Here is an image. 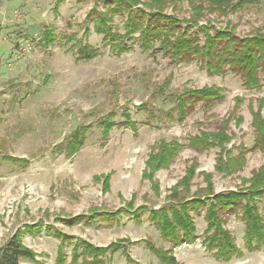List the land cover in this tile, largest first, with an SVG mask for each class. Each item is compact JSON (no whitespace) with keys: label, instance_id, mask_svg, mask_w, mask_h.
I'll list each match as a JSON object with an SVG mask.
<instances>
[{"label":"rangeland","instance_id":"1","mask_svg":"<svg viewBox=\"0 0 264 264\" xmlns=\"http://www.w3.org/2000/svg\"><path fill=\"white\" fill-rule=\"evenodd\" d=\"M169 1L174 3L169 12L175 7L179 17L189 18L188 0ZM56 3L0 0V245L18 228L42 221L40 233H26L23 243L44 254L38 258L46 264H56L60 244L46 232L49 228L100 246L128 237L139 241L128 244L134 259L142 264H161L146 241L165 248L171 245L162 239L148 212L139 224L131 213L117 224L97 220L86 225L63 219L88 213L93 206L116 210L134 196L135 207L158 208L195 164L191 194L206 187L202 172L212 174L215 192L241 187L243 178L264 165V151L255 147L252 115V110H260L264 118V86L248 89L230 70L210 74L198 59L175 61L159 50L143 51L136 41L129 43L134 45L132 50L118 55L103 47V35L92 25L85 35L84 21L93 2L64 0L54 9ZM120 19L115 18L114 27L123 31ZM205 22L217 28L232 26L241 37L264 32V0L227 15L220 9L208 10ZM49 28L55 40L45 43L43 33ZM72 34L76 39L68 41ZM79 41L100 48V55L79 60L74 45ZM213 85L224 89L223 99L207 106L196 104L182 121L168 116L174 106L168 94ZM238 97L241 101L237 104ZM124 112L137 123V129L118 125L105 139L99 122L109 113L122 122ZM226 121L233 135L227 148L233 156L245 158L244 166L228 175L215 168L219 147L199 152L188 145L191 136L202 130L216 131ZM81 126L87 127L85 143L69 156L65 144ZM172 139L184 147L168 167L156 172L157 192L152 182L143 178L146 161L159 141ZM103 174H111L108 191L103 180L96 179ZM259 209L264 214V202L259 203ZM58 216L62 219H56ZM225 220L243 250L242 256L222 261L206 249L202 209L195 215L198 238L173 249L177 260L181 264H264V248L254 252L245 249V224L240 215L229 212ZM72 247L73 243H66V264H72ZM24 264L33 263L26 260ZM111 264L128 263L120 251Z\"/></svg>","mask_w":264,"mask_h":264},{"label":"trees","instance_id":"2","mask_svg":"<svg viewBox=\"0 0 264 264\" xmlns=\"http://www.w3.org/2000/svg\"><path fill=\"white\" fill-rule=\"evenodd\" d=\"M64 0H57L56 7ZM91 1L93 6L84 21L85 35L90 32V26L95 32L103 35V47H109L113 53L122 54L133 49L130 41L139 43L143 51L159 50L175 61L190 62L198 59L210 74H224L230 70L239 75L248 89H259L264 86V32L258 31L250 36H239L235 28L228 26L217 28L210 22L202 23L208 10L220 9L226 15L237 12L248 6L260 3L262 0H188L191 9L189 18H181L169 0H78ZM208 4V7H207ZM119 16L123 31L114 27L115 18ZM53 29L43 33L45 43L54 41ZM68 41L76 39L72 34ZM77 42V41H76ZM135 43V42H134ZM77 47L79 60H90L100 55V48L88 42L79 41ZM167 86V85H166ZM164 86V88L166 87ZM163 88V89H164ZM223 88L204 86L202 88H186L181 93H170L168 99L174 106L168 116L178 121L184 120L196 104L204 102L207 106L213 100L223 99ZM164 93V92H163ZM237 104L241 98H236ZM124 120L116 122L115 113H109L99 125L103 137L108 138L111 130L118 125L137 129L128 112H124ZM253 126L256 131L255 147L264 151V118L261 111L252 110ZM241 121V118L238 119ZM226 121L216 131H200L198 135L189 138V146L199 152L211 147H219L220 152L215 166L218 172L231 174L241 169L245 164L243 155L233 156L227 148L233 135L228 131ZM87 127L81 126L75 130L65 144L69 156L74 155L85 143ZM178 140H161L153 147L143 172V178L152 182L158 192V182L155 174L168 167L183 148ZM7 159L17 161L12 156ZM25 161V159L23 160ZM196 164L192 165L186 175L171 188L164 205L158 208H148L146 205L134 206V199L124 207L116 210L102 209L93 206L88 213L73 218H64L67 222H83L93 225L97 220L108 224H117L123 215L132 214L136 223L142 222L145 212L159 231L162 239L170 243V248L155 245L147 240V247L160 260L161 264H181L174 255L173 249L183 243L197 240L195 215L204 209L206 228L202 233L203 244L212 255L222 261H229L234 256H242L243 250L237 245L232 232L225 226V216L236 212L245 224L244 243L248 252L264 248V214L259 209V203L264 202V165L255 170L251 177L242 179V186L236 190L214 191L212 174L202 172L206 181L205 188H199L191 194V181L195 176ZM111 174L96 176L103 180L104 190L110 188ZM56 219H62L58 216ZM43 222L26 224L18 228L3 244L0 245V264H46L38 254L23 243L26 233L39 234ZM48 234L60 240L56 264H66V243H73L71 250L72 264H111L113 256L122 252L128 264H142L131 256L128 244L137 243L130 238H120L108 245L100 246L82 238H74L58 229H47ZM73 241V242H72Z\"/></svg>","mask_w":264,"mask_h":264}]
</instances>
